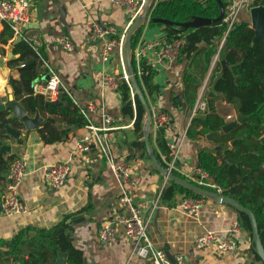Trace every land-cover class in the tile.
<instances>
[{"label": "crops", "instance_id": "1", "mask_svg": "<svg viewBox=\"0 0 264 264\" xmlns=\"http://www.w3.org/2000/svg\"><path fill=\"white\" fill-rule=\"evenodd\" d=\"M225 1L228 5L239 0ZM30 2L31 28L22 32L21 37L33 43L35 48H43L46 57L45 67L48 65L58 73L78 107L85 108L90 102L96 105L97 112L90 115L95 125L102 126V107L105 113L114 118L115 129L109 134L115 155L129 161L133 167L134 184L130 189L131 194L141 200H154L159 195L161 198L169 182L155 169L148 154H144L138 146L142 139L138 138L135 132V104L133 103V116L125 114L120 93L102 88L103 74L122 78L124 74L122 62L116 57L113 61L104 63L98 45L89 43L88 40L94 22L113 26L119 37L126 35L134 22L130 12L112 6L108 0H30ZM256 7H264V5ZM251 10L245 6L239 13L237 23H247L254 30ZM3 28L4 26L0 24V33ZM165 35L164 26L147 24L140 42L152 43L164 38ZM61 38L70 39L75 45V50L67 52L59 46L58 41ZM215 43L219 48L220 41L216 40ZM4 48L8 54L10 46ZM145 56L151 60L155 59L153 50H147ZM218 61L219 59L213 58L209 71L203 78L200 75V68L195 67L185 57L174 62H159L154 67L156 75L153 82L160 87V92L153 95L151 106L171 115V123L164 129L165 140L168 143H181L179 160L181 168L185 165L199 167L198 156L203 150L221 151V146L215 142L217 135L215 133H211L214 134L211 139L209 135L193 140L189 139L187 134L183 137L189 124L191 125L194 108L189 104L191 98L188 89L191 85L186 82V74L197 79L198 83L195 84L199 87L197 99L202 94L204 96L211 94L210 78ZM6 66L5 70H0V75L5 81L4 93L0 94V104L8 102L6 87L9 84H6V79L8 80L9 77L20 79L18 68H9L7 60ZM42 83L43 80L35 84ZM37 94L39 93H35ZM214 96L216 113L227 124L235 123L239 117L236 107L229 104L223 95L214 94ZM37 113L43 118L39 128L21 129L19 139L4 133L3 144L11 147L8 155L23 158L27 163L26 175L19 187L20 201L27 209V213L7 217L1 211L0 202V240L10 241L27 227L49 229L62 221L65 216L88 206L91 209L89 214L85 213L66 222L71 229L70 240L76 249L82 251L87 264H150V261L133 254V246L125 239L122 229L110 243L103 244L98 239L101 227L111 222L119 211L121 189L100 153L94 150L80 157L76 154L78 139L88 134L89 130L86 127L69 126L57 115L54 116L56 119L54 127L57 131L63 132L62 141L47 143L39 129L43 127L49 115ZM205 114L207 112L199 115ZM9 118H14L13 114ZM156 135L157 132L153 130L154 147H156ZM229 146L232 147L233 142H230ZM66 162H71L73 165L66 185L59 190L48 189L45 183L46 169L56 163ZM6 173L0 174V193L6 184ZM181 204L180 197H174L169 201L160 199L150 229L153 242L167 252L171 262H176L177 257L183 255L184 264L255 263L252 240L243 229L235 236L239 241V249L234 254L222 256L217 254L213 247L203 250L194 247V240L209 232L223 238L233 237L230 229L234 223H239L235 209L208 200L199 216L193 217L187 214Z\"/></svg>", "mask_w": 264, "mask_h": 264}, {"label": "trees", "instance_id": "2", "mask_svg": "<svg viewBox=\"0 0 264 264\" xmlns=\"http://www.w3.org/2000/svg\"><path fill=\"white\" fill-rule=\"evenodd\" d=\"M222 2L226 13L227 3L225 0ZM260 5H264V0H255L253 6ZM219 16L220 6L217 0H158L151 11L148 26H164L166 40L169 42L184 39L186 43L179 59L185 57L190 60L195 67L200 68V75L203 78L219 51L215 41H220L225 35L227 23L223 20L198 29L187 30H182L179 25L191 22L196 17L215 20ZM153 19L167 20L173 25L157 24L153 22ZM3 26L0 33V54L7 55L4 46L12 47L13 58L8 61V67L18 68L20 73L19 80L9 77L8 84L13 89L15 100L21 103L30 116H35L37 112L44 116L49 115L43 127L39 129L45 142L62 141L63 132L57 131L54 127L56 123L54 116H60L69 126L86 127V119L68 95L65 94L61 103L55 106H51L43 95H35L34 84L41 82L44 75L49 72L44 65L46 61L44 50L35 48L33 43L23 36L17 42L10 25L4 23ZM144 30L145 27L138 31L132 40L133 66L139 85L151 106L153 95L160 92V87L153 82L156 72L150 69L146 62H142L144 72L140 76L135 58V51ZM255 35V31L247 23H236L229 32L210 78L209 87L212 92L205 96L208 104L207 114L198 115L192 119L187 137L193 140L211 133L217 134L215 142L221 146V151L203 150L198 156V165L211 174L223 188L225 195L253 211L264 247V42L255 40ZM223 61L226 62V67H223ZM186 82L192 88L191 90L189 87L188 91L191 98H189V104L193 108L199 88L195 84L198 82L195 77L188 74H186ZM4 84L5 81L0 75V94L4 93ZM214 94L223 95L229 104L236 107L239 116H244L246 119L225 132L223 128L228 124L216 113ZM120 95L124 105L123 112L133 116L131 89L126 80L120 82ZM134 104L136 107L135 132L138 138L142 139L138 146L147 155L142 131L145 111L137 95L134 97ZM10 115H12L10 111L0 112V141L2 142L5 137L2 131L7 127L18 132L25 128L22 120L9 118ZM151 142L154 147L152 136ZM230 142H233L232 147L229 146ZM155 145L156 156L166 167L160 156V153L169 152L164 129L157 132ZM15 158V155L1 152L0 147V174L8 171ZM173 174L183 178L177 172ZM168 182L169 186L161 194L160 199L163 201H169L174 197H180L182 201L186 198L204 199L201 195L173 181L168 180ZM90 211V207L86 206L76 213L65 216L62 221L49 229L27 227L10 241L0 240V264H11L10 262L56 264L59 253L62 252L68 253L66 264H87L82 251L74 247L70 236L66 234L68 229L66 222L85 213L89 214ZM237 214L241 228L252 240L249 217L243 213L237 212ZM252 251L255 256L254 264H264L254 246ZM6 259H9V263Z\"/></svg>", "mask_w": 264, "mask_h": 264}, {"label": "built area", "instance_id": "3", "mask_svg": "<svg viewBox=\"0 0 264 264\" xmlns=\"http://www.w3.org/2000/svg\"><path fill=\"white\" fill-rule=\"evenodd\" d=\"M112 6L126 9L132 15L134 21L139 15L145 0H108ZM255 0H239L233 1L226 6V13L224 20L227 23V31L220 40V47L215 60L219 59V53L226 42L229 32L238 21L240 11L246 6L253 9ZM31 2L30 0H0V24L7 23L14 31L15 37L21 36L24 28L28 27L32 22L31 18ZM89 43H94L99 47V54L104 63L113 61L116 57L122 62L124 74L122 78H117L111 74H103L101 84L103 89L120 93V82L126 80L129 84V79L125 69V34L122 37L118 35L113 26L106 25L102 22H94L89 34ZM184 39H177L174 41H167L166 36L162 39L152 43L139 42L135 51V58L138 67V74L141 76L144 68L142 62L150 69L154 70L159 62H174L180 57L181 50L185 46ZM67 52L75 50L74 43L68 38H61L58 41ZM147 50H153L155 59L151 60L145 56ZM24 67V65H22ZM49 70L50 80L43 81L42 84H35L34 91L43 95L49 102H56L59 100L61 93L68 95L74 101L71 92L64 85L58 73L46 65ZM131 97L134 103V91L131 86ZM153 116L152 128L155 132L161 129H166L171 123V115L164 112L157 107L150 106ZM81 115L86 119V128L89 130L88 134L80 137L76 143V154L80 157L84 154L91 153L96 150L100 153L106 161L108 169L112 171L121 189L119 198V211L114 219L103 225L98 232V239L101 243L107 244L114 240L120 230L127 241L133 246V254L143 260L150 261V264H184L185 257L179 255L176 262H171L168 258L167 252L156 246L153 242L150 229L153 225L157 207L160 201V195L154 199H138L131 194V187L133 186V167L129 161L119 158L115 155L113 149V141L109 132L114 128V118L105 113L102 107V126L95 125L90 119L91 113L97 112V107L93 102L88 103L85 108H80ZM208 104L205 96L202 94L192 110V119L207 112ZM190 121V123H191ZM190 127V124L188 128ZM187 130L183 137L186 136ZM169 152L167 154L160 153L162 161L166 165V169L170 172H177L184 180L189 183L201 187L203 189L224 195V190L211 174L198 166L185 165L187 168L179 166L181 156V143H168ZM73 165L71 162L56 163L46 169L45 183L50 190H59L63 188L72 172ZM27 171V163L23 158H16L10 164L7 171V180L3 188V195L1 198V211L7 217L15 215H24L27 209L22 206L19 196V187L24 179ZM208 199H194L186 198L182 201L181 207L190 216H199L202 208L207 203ZM233 237L223 238L222 236L209 232L201 235L194 240V247L197 250H203L208 247H213L215 252L219 255L226 256L234 254L239 249V241L237 235L242 232L239 223H234L230 229Z\"/></svg>", "mask_w": 264, "mask_h": 264}, {"label": "water", "instance_id": "4", "mask_svg": "<svg viewBox=\"0 0 264 264\" xmlns=\"http://www.w3.org/2000/svg\"><path fill=\"white\" fill-rule=\"evenodd\" d=\"M217 1L220 6V16L218 18H216L215 20H211V19L196 17L191 22L180 24L179 27L182 28V30H187L190 28L198 29L203 26L210 25L212 23L223 21L225 18V5L222 2V0H217ZM156 2L157 0H145L139 15L137 16V18L134 20L132 25L127 30L126 35H125V41H124V46H125L124 61H125V69L127 72L129 83H130L132 90L134 91V94L139 97L144 107V111H145L142 131H143V141L146 144L148 157L150 158L155 169L158 172H160L165 177L166 180L173 181L185 187L186 189L194 193H197L201 195L202 197L214 203L230 206L233 209H235L237 212L247 215L249 217L251 227H252V236H253L252 244L255 248L257 255L260 257V259L264 263V247H263L261 237H260L258 222L252 210L244 207L243 205H241L240 203H238L237 201H235L234 199H232L231 197L225 194L224 195L217 194L215 192H212V191L203 189L201 187H198L196 185H193L189 183L188 181L184 180L183 178L177 177L175 174H173L168 169H166L161 164V162L158 160L156 156L155 149L151 142V136L153 133L152 110L149 105V102L147 101L139 85L138 79L135 74V70L133 66L134 55H133V48H132V40L134 36L137 34L138 31H140L143 27H146L147 24L150 22L151 11ZM251 16L253 20V27H254L255 34H256L255 40H262L264 42V7L253 8L251 10ZM153 22L157 24H163L165 26L173 25V23H171L170 21L163 20V19H153ZM29 27L30 26L24 28L22 32L24 33L26 29H28ZM21 38H22L21 36H18L16 38V41L18 42L19 40H21ZM12 57H13L12 47H10V52L7 54V61L11 60ZM222 64L225 67L227 66L225 61H223ZM6 67L7 66H6L5 58L0 57V70H5ZM49 80H50V74L47 73L46 75H44L43 81L48 82ZM6 91H7L8 102L0 104V112H6V111L12 112L14 118L22 120L25 127L29 130H34V129L39 128L43 122L42 116L39 113H37L36 116L31 117L27 113V111L24 109V107L21 105V103L15 100L11 85H7ZM63 97H64V94L61 93L59 96V100L56 102H50V105L51 106L59 105ZM245 119L246 117L239 116L235 123L228 124L227 126L223 128V130L226 132L230 128H232L235 124L242 122ZM2 132L10 134L14 136L16 139H19L20 137V133L18 131H15L11 127H7ZM213 136L214 134H210L209 138L211 139ZM0 147H1V152H7V153L11 152V147L4 145L2 141H0ZM7 176L8 175L5 174L6 178ZM2 195L3 193H0V199L2 198ZM70 232H71V229L68 228L66 230V234L70 236ZM67 258H68V253L66 252L59 253L56 264H66ZM6 262L9 263V259H6Z\"/></svg>", "mask_w": 264, "mask_h": 264}, {"label": "rangeland", "instance_id": "5", "mask_svg": "<svg viewBox=\"0 0 264 264\" xmlns=\"http://www.w3.org/2000/svg\"><path fill=\"white\" fill-rule=\"evenodd\" d=\"M0 57L5 58V59L7 60V55L4 56V55H1V54H0ZM6 75H7V74H6ZM7 83H8V80L6 79V84H7Z\"/></svg>", "mask_w": 264, "mask_h": 264}]
</instances>
